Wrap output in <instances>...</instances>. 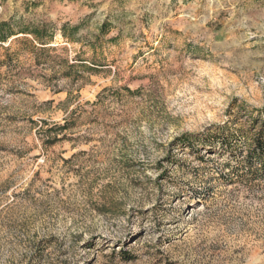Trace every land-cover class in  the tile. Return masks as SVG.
Wrapping results in <instances>:
<instances>
[{"label": "rangeland", "instance_id": "1", "mask_svg": "<svg viewBox=\"0 0 264 264\" xmlns=\"http://www.w3.org/2000/svg\"><path fill=\"white\" fill-rule=\"evenodd\" d=\"M1 24L0 264H264V0H0Z\"/></svg>", "mask_w": 264, "mask_h": 264}, {"label": "trees", "instance_id": "2", "mask_svg": "<svg viewBox=\"0 0 264 264\" xmlns=\"http://www.w3.org/2000/svg\"><path fill=\"white\" fill-rule=\"evenodd\" d=\"M105 27H106V24H104L102 26L103 29ZM5 28H6L5 24L0 25V31H4ZM22 33L32 34L30 32H22ZM33 34L36 35L37 40H40V44H46V43H42V39L39 37L38 32L36 33V31H35V33H33ZM14 35H16V34L6 35V36H4V38H6V37L10 38ZM2 41H5V39H3V37L0 34V42H2ZM94 66H98V65H94ZM72 67H74V66H72ZM258 123H259V120H258ZM66 128H67V124H65V125H54L52 127V130L51 129H49V130H50V132H53L54 130H65ZM186 138L189 139L190 135L189 134H183L182 136L178 137L176 139V141L181 140V139H186ZM230 146H229V148H231ZM246 162L249 164L248 165L249 170H251V172H253L255 175H257L256 178H263L264 179V120L261 124L259 131L257 132V134L254 137L253 143H251L249 145L248 154L246 156ZM133 258H134V256H132V255H128L126 257L127 260H132Z\"/></svg>", "mask_w": 264, "mask_h": 264}]
</instances>
